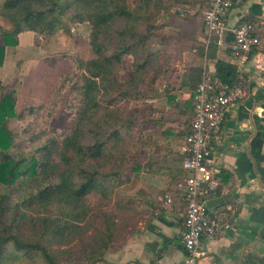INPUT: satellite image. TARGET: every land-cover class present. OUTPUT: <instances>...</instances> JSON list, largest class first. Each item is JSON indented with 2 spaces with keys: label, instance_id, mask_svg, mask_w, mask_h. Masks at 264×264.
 I'll list each match as a JSON object with an SVG mask.
<instances>
[{
  "label": "crops",
  "instance_id": "crops-1",
  "mask_svg": "<svg viewBox=\"0 0 264 264\" xmlns=\"http://www.w3.org/2000/svg\"><path fill=\"white\" fill-rule=\"evenodd\" d=\"M204 12L199 26L187 24L179 28L177 39L168 37L172 31H164L167 36L163 35L162 40L149 41L151 48L145 45L146 53L152 57L145 72L136 70L139 62L132 54L121 59L118 79L131 80L130 89L138 96L146 95L141 103L146 121L137 125L135 131L140 135L130 142L129 196L119 203L115 201L118 207L107 215L112 236L103 264L185 261L181 233L186 205L180 184L187 171L181 148L191 130L193 94L204 71L216 74L218 60L237 68V85L243 88L244 95L230 107L222 143L216 149L219 185L208 201L223 199L209 206L222 227L214 238L202 239L207 254L200 264H264V0H238L229 11L230 25L253 22L261 39L242 70L229 48L231 37L223 42L215 39L206 47ZM28 34L31 32L21 33L19 44L6 48L0 69L9 63L11 53H20L24 46L32 48L34 41L23 44V36ZM127 61L129 74L125 76ZM196 69H201L202 75L197 86L192 87ZM50 70L55 74V88L58 75L69 71V63L58 62ZM45 80L32 81L42 90Z\"/></svg>",
  "mask_w": 264,
  "mask_h": 264
},
{
  "label": "trees",
  "instance_id": "trees-1",
  "mask_svg": "<svg viewBox=\"0 0 264 264\" xmlns=\"http://www.w3.org/2000/svg\"><path fill=\"white\" fill-rule=\"evenodd\" d=\"M148 1L142 0L144 8H147ZM0 13L12 24L10 28L0 25V66L5 62L6 47L17 46L19 35L25 31L69 32L67 20H86L91 24L90 44L96 57L74 59L72 69L58 76L49 101L29 99L28 105L18 112L15 91H4L5 86L0 82V90H3L0 97V186L6 189L0 196V264H6L14 251L40 256L45 264H84L73 259L60 261L40 238L35 242L23 239L18 231L21 219L18 210L20 206L58 201L60 214L68 217L71 225V220L81 215L80 207L76 205L78 202L96 193L99 186L103 188V199H108L112 189L121 185L129 175L126 173L129 171L124 172V167L102 170V166L95 162L103 155L110 159L115 154L113 148L108 147L109 143L113 139L115 142L119 140L118 134L135 120L134 115L130 114L126 120L107 128L96 123L94 118L103 105L113 106L132 95L131 80L120 81L117 68L125 54H132L139 62L137 71L147 66L149 61L140 59L139 51L151 38L152 29L149 27L144 33L139 29H117L114 33L121 41L113 39L111 28L116 19H139L134 9L119 0H2ZM201 50L205 51L203 47ZM201 75V69H196L190 82L192 87L197 86ZM216 75L229 85H237L240 81L237 68L223 60L217 61ZM65 95L64 108L76 119L72 127L55 119ZM14 117L28 121L21 134L8 127V120ZM86 121L95 122V127L85 128ZM88 135L92 140L86 142L84 137ZM16 138L29 143L31 150L13 153ZM13 193H17L22 203L21 200L15 202L13 216L7 222L3 216ZM107 215L103 217V246H108L112 236L111 219ZM52 219L55 218L44 219L47 222L41 234L46 236V241L59 234ZM98 253L95 260L104 261L105 252L100 250Z\"/></svg>",
  "mask_w": 264,
  "mask_h": 264
},
{
  "label": "rangeland",
  "instance_id": "rangeland-1",
  "mask_svg": "<svg viewBox=\"0 0 264 264\" xmlns=\"http://www.w3.org/2000/svg\"><path fill=\"white\" fill-rule=\"evenodd\" d=\"M119 1L134 9L139 19H127L125 17L116 19L111 28L113 39L121 41V38L114 33L117 29H139V32L144 33L151 27V38L146 41V44H149L150 48L151 43L149 41H160L163 35L167 36L164 31H172L173 34H170L168 37L177 39L180 34L179 28L187 24L199 26L203 12L209 4V0H149L147 8H144L142 0ZM0 25L3 28H10L12 24L8 18L0 13ZM67 26L69 32L67 30H59L54 34L39 33L31 30L25 31H30L31 34L23 36V44L27 45L30 41H34L32 48L29 49L24 46L20 53H11L9 63L0 69V82L5 86L4 91L11 89L15 91V108L18 112L28 105L29 99L43 102L50 100L55 84V74L50 70V66L58 65V62L62 64L69 63L70 71L73 67L74 59H90L96 57L90 44L91 24L86 20H67ZM145 45L140 48V59H143L144 62L148 60L152 63V57L146 53L147 48ZM154 47L155 43L152 45V48ZM126 64L127 66L123 69L125 70V76L129 74V62L127 61ZM147 66H150V64ZM147 66L142 68L141 71L138 70V72H145ZM120 70L121 66L118 65L117 72ZM44 77L46 80L41 90L40 84L34 83L33 81L40 80ZM2 92L3 90H0V97ZM144 97H146L145 94L138 96V93H134L133 91L130 97L117 102L113 106L106 107L103 105L95 116L94 121L104 125L105 128L110 126L114 127L122 120H126V117L130 114H133L135 117V120L126 127L124 126L123 131L118 134L119 140L116 142L114 139L110 141L108 147L113 148L115 154L110 159L103 155L98 159V162H95L102 166V170L115 169L121 166L124 167V172L129 171L130 142L140 135V133L135 131L137 130V125H140V123L143 124L146 121L141 113V109H143V107L141 108V103L145 102ZM65 99L66 95L58 107L55 119L56 122L62 123L64 126L72 127L76 119L73 113L65 110ZM27 122V120H20L15 117L10 118L8 120V127L14 133L21 134ZM94 123L86 121L84 127H95ZM109 129H105V131ZM91 140V135L84 137V141L86 142ZM30 150L31 145L29 143H24L19 138H16L15 146L12 148L13 153H17L18 151L29 152ZM126 173L129 174V172ZM128 176L123 179V186L112 189L108 199H103V188L99 186L96 193L93 192L78 202L76 205L80 207L81 215L79 218L71 220V225L69 224V218L60 214L61 209L59 208L58 201L48 204L36 203L30 207L20 206L18 211L20 212L19 217L21 219L18 222V231L23 235V239L27 241L35 242L39 238L42 239L48 247L52 248L60 261L73 259L79 260L84 264H103L102 261L95 259H97L100 250L107 252L111 248L103 246L101 241L104 237V213L113 214V210L115 211L116 207H118L115 201L119 203L122 199L124 200V198L129 196L128 182L130 178ZM3 192H6V189L0 186V196ZM10 197L11 201L8 203L9 208L3 216V219L7 222L13 216L15 202L21 200L22 203V199H20L17 193H13ZM50 217L55 218L51 222H53L59 234L56 237L52 236L51 239L46 241V236H43L41 233L44 232V226H46L45 224L47 222L44 219ZM12 253V258L6 264H45L40 256H29L26 253L18 254V251Z\"/></svg>",
  "mask_w": 264,
  "mask_h": 264
},
{
  "label": "built area",
  "instance_id": "built-area-1",
  "mask_svg": "<svg viewBox=\"0 0 264 264\" xmlns=\"http://www.w3.org/2000/svg\"><path fill=\"white\" fill-rule=\"evenodd\" d=\"M238 0H210L203 22L207 33L206 47L218 39L231 37L229 48L244 69L251 52L261 39L253 22L230 25L228 15ZM226 47V45H225ZM244 95L240 85H229L211 71H204L193 94L191 130L182 146L183 166L187 175L180 186L184 190L185 227L181 242L186 252L184 264H200L207 252L204 237L214 238L222 227L218 215L211 211L208 199L219 185V168L215 153L223 139V127L230 107ZM229 225H226L228 227Z\"/></svg>",
  "mask_w": 264,
  "mask_h": 264
},
{
  "label": "water",
  "instance_id": "water-1",
  "mask_svg": "<svg viewBox=\"0 0 264 264\" xmlns=\"http://www.w3.org/2000/svg\"><path fill=\"white\" fill-rule=\"evenodd\" d=\"M222 200H223L222 198H213V199H210V200L208 201V205H209L210 207L216 206V205H218L219 202L222 201ZM184 263H185V261L183 260V261L181 262V264H184Z\"/></svg>",
  "mask_w": 264,
  "mask_h": 264
}]
</instances>
